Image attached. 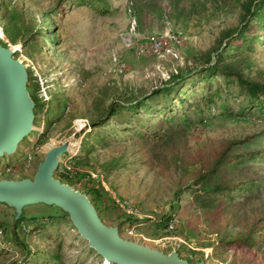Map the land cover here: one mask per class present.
<instances>
[{
	"label": "rangeland",
	"instance_id": "1",
	"mask_svg": "<svg viewBox=\"0 0 264 264\" xmlns=\"http://www.w3.org/2000/svg\"><path fill=\"white\" fill-rule=\"evenodd\" d=\"M260 1L0 0V40L24 64L26 88L41 108L17 154L0 160V179L32 178L47 148L69 140L59 170L76 171L75 188L95 200L103 222L118 226L121 237L164 253L175 250L193 263L264 264L263 103L253 107L234 87L224 89L213 98V114L201 121L203 91H197L183 113L190 124L169 127L158 141L137 137L118 117L93 127L112 101L160 85L174 69L193 65L200 51L210 49L223 67L264 83ZM245 20L248 42L234 38ZM149 37L161 41L162 49L146 45L139 53ZM225 147L236 162L203 179ZM9 166L16 170L4 174ZM228 185L222 196L211 192ZM115 198L136 205L139 215L116 209ZM24 213L61 212L37 203L24 206ZM14 214L0 203V264L22 262L9 247ZM64 219L58 227L64 263L107 264ZM29 229H18V240L34 251H56L52 241ZM248 237L253 247L246 246Z\"/></svg>",
	"mask_w": 264,
	"mask_h": 264
},
{
	"label": "trees",
	"instance_id": "2",
	"mask_svg": "<svg viewBox=\"0 0 264 264\" xmlns=\"http://www.w3.org/2000/svg\"><path fill=\"white\" fill-rule=\"evenodd\" d=\"M259 3L264 5V0H261ZM261 20L264 21V14L261 16ZM245 22L247 21L245 20L242 23V25L244 24V26L241 28L242 30L240 29L238 35H236L234 38H242L244 41L246 40L248 42V39L243 36V34L246 32L247 24ZM18 33L15 32L13 37H11L13 41L16 40ZM231 36L233 35H230L229 37ZM0 43L7 47V45L1 40ZM211 51L212 50L210 49L205 52L200 51L198 56H194L193 59L195 60V63L193 65L186 66L182 69H174L168 75L167 80L163 81L160 85L150 89L149 91L142 92L133 98H127L124 100L116 99L112 101L107 107L105 116L100 120L95 121L93 123V127H102L105 122H108L112 119H117L118 117L120 118L119 120H122L121 123L127 126H125L126 128H130V130L134 133L136 132L135 134L137 137L158 141L167 136L169 127L175 126L177 123L190 124V117L183 115V113L186 112V110H189L192 106L191 101L195 99V94L197 91H203V95H201L199 99L200 103L197 105L200 109H204L205 111L204 112L201 110V112L198 114L201 115V121H205L209 114H213L215 110L213 98H215V96L220 98L224 89L230 91V89L234 87L238 94H240V97L245 96L249 101V105L251 104L253 107L256 106L255 102L257 100L260 101V104H264V83L251 81L244 76L243 72L226 68L225 66L223 67L219 58L211 56ZM27 81H30L28 74ZM30 96L34 102V125L36 122L37 113L41 108L35 101V98L31 94ZM145 116L152 117H148L147 120L145 119ZM42 135L43 132L39 135V137H37V139L39 140L40 136ZM23 141H27L26 136H24L18 143L16 151L13 154H17L19 145ZM226 148L227 147H225L217 155L212 167L207 171V173L203 175V179H206L209 173L215 170L218 172V168H220L221 165L224 166L227 163L236 162L232 159L233 156H230L226 153ZM4 156L5 154L0 157V160L4 158ZM4 165L8 166L11 165V163L6 162ZM74 174H76V171L69 169H65L63 172H61L58 166L54 172V177L75 188L73 184ZM231 187L232 185H228L227 188L213 187L211 192L212 194L216 193V196H222L224 192H226ZM221 192H223V194H219ZM84 193H86L88 196L87 192ZM88 197L98 212V209L95 205V200L90 196ZM55 208L61 213H47V215H42V217H39L35 214L26 215L24 213L23 207L20 216L17 219L13 218V232L9 247H14L17 249L16 251L21 253V264H65L64 259L62 258V241L58 235V227L60 223L65 220V216L68 217L70 223L72 222L66 212H64L59 207L55 206ZM100 219L102 220L101 217ZM170 224L172 223L169 221L166 223V226L168 227ZM2 225L3 223H0V228L2 233H4V228ZM21 227L30 228L28 231H25L27 233L32 234L35 232L41 239L52 241L54 246L57 248L56 251L53 254H48L44 251H34L29 249L23 241L18 240V236L15 234V232ZM249 239L250 237L246 239L247 242ZM254 245L255 244L252 241H249L246 246L253 247ZM94 252L97 253L96 251ZM98 256L100 255L98 254ZM186 260H188L189 263H193L192 260L188 258Z\"/></svg>",
	"mask_w": 264,
	"mask_h": 264
},
{
	"label": "water",
	"instance_id": "3",
	"mask_svg": "<svg viewBox=\"0 0 264 264\" xmlns=\"http://www.w3.org/2000/svg\"><path fill=\"white\" fill-rule=\"evenodd\" d=\"M14 50L0 43V157L16 151L33 129L34 102L26 88L27 71L14 58ZM70 141L48 147L32 178L0 179V203L14 208L17 219L26 205L44 203L61 208L79 233L107 264H205L189 263L175 250L164 253L125 239L117 226L106 225L86 193L54 177Z\"/></svg>",
	"mask_w": 264,
	"mask_h": 264
},
{
	"label": "built area",
	"instance_id": "4",
	"mask_svg": "<svg viewBox=\"0 0 264 264\" xmlns=\"http://www.w3.org/2000/svg\"><path fill=\"white\" fill-rule=\"evenodd\" d=\"M134 23H135V20H131L130 22V26L131 28L134 27ZM174 38V37H173ZM175 39V38H174ZM126 44V43H125ZM128 47L130 46V43H127L126 44ZM146 45H150L151 46V50L152 51H156V52H160V50L162 49V43L161 41H159L158 39H156L155 37H149L146 41H145V44L143 45V49L141 47H137V51L139 53H142L145 48H146ZM166 52L170 51V49H165ZM171 52V51H170ZM171 54H173L175 57H177V53H174V52H171ZM15 171V167H7L4 171V174H8V173H11V172H14ZM114 203H115V206H116V209H119L120 211L128 214V215H139V209L137 208L136 205H134L133 203H131L130 201H128L127 199H119V198H115L114 199ZM173 224H170L169 227H172ZM135 230L133 228L129 229V232L130 233H133ZM2 230L0 228V240L2 239Z\"/></svg>",
	"mask_w": 264,
	"mask_h": 264
},
{
	"label": "bare ground",
	"instance_id": "5",
	"mask_svg": "<svg viewBox=\"0 0 264 264\" xmlns=\"http://www.w3.org/2000/svg\"><path fill=\"white\" fill-rule=\"evenodd\" d=\"M70 146H71V145H69V149H70Z\"/></svg>",
	"mask_w": 264,
	"mask_h": 264
}]
</instances>
